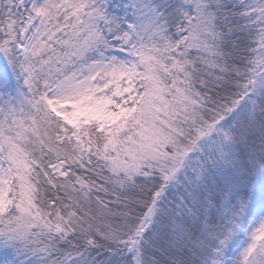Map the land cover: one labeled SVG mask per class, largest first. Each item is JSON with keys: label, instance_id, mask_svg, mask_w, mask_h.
Wrapping results in <instances>:
<instances>
[{"label": "snow or ice", "instance_id": "6c2138e0", "mask_svg": "<svg viewBox=\"0 0 264 264\" xmlns=\"http://www.w3.org/2000/svg\"><path fill=\"white\" fill-rule=\"evenodd\" d=\"M0 264H264V0H0Z\"/></svg>", "mask_w": 264, "mask_h": 264}]
</instances>
